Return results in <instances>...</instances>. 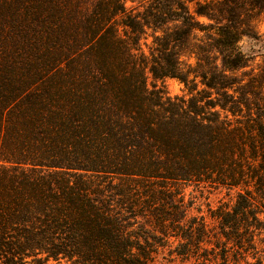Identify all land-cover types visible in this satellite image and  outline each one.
Wrapping results in <instances>:
<instances>
[{"label":"trees","instance_id":"obj_1","mask_svg":"<svg viewBox=\"0 0 264 264\" xmlns=\"http://www.w3.org/2000/svg\"><path fill=\"white\" fill-rule=\"evenodd\" d=\"M188 1L0 0V264H264V0Z\"/></svg>","mask_w":264,"mask_h":264},{"label":"rangeland","instance_id":"obj_2","mask_svg":"<svg viewBox=\"0 0 264 264\" xmlns=\"http://www.w3.org/2000/svg\"><path fill=\"white\" fill-rule=\"evenodd\" d=\"M194 1L195 0H189L187 3L190 10L193 9ZM125 5L128 9L133 6L130 1H127ZM256 34H257V39L255 40L244 38L241 42V47L243 51H245L246 53L252 56L253 59L251 63V68L254 69V73L255 74L260 73L264 77V19L263 18L258 19V21L256 22ZM149 42L150 39L146 41L147 44H149ZM142 49L145 53H147V48L143 44H142ZM247 80L248 79L245 78V82H247ZM157 84L158 86L163 85L166 92L172 97L183 96L186 94L183 85L175 79L167 78L164 79L162 82L160 81L157 82ZM147 86L149 88H151L152 86V79L149 75L147 77ZM199 200H200V204H202L201 206L202 211L205 214L206 204H209L212 208H215L220 204V202L227 201V198L225 197L224 193H220V194L212 193L210 195L204 194V196ZM173 264H180V263L175 262Z\"/></svg>","mask_w":264,"mask_h":264}]
</instances>
